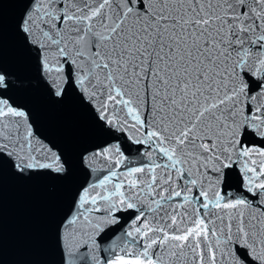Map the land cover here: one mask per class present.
<instances>
[{
	"label": "snow or ice",
	"instance_id": "obj_1",
	"mask_svg": "<svg viewBox=\"0 0 264 264\" xmlns=\"http://www.w3.org/2000/svg\"><path fill=\"white\" fill-rule=\"evenodd\" d=\"M20 2L0 182L81 176L57 264H264V0ZM34 90L85 118L74 157L40 133Z\"/></svg>",
	"mask_w": 264,
	"mask_h": 264
},
{
	"label": "water",
	"instance_id": "obj_2",
	"mask_svg": "<svg viewBox=\"0 0 264 264\" xmlns=\"http://www.w3.org/2000/svg\"><path fill=\"white\" fill-rule=\"evenodd\" d=\"M23 10L20 0L0 3L4 64L20 73L26 72L28 64L16 35ZM23 103L31 109L40 133L69 156L88 143L86 120L70 106L51 105L40 90L25 92ZM81 179L77 173L65 182L43 177L21 181L5 172L0 182V264H57L55 224Z\"/></svg>",
	"mask_w": 264,
	"mask_h": 264
}]
</instances>
